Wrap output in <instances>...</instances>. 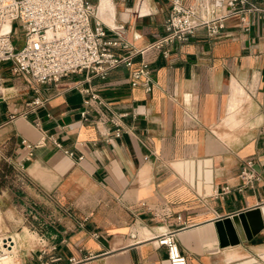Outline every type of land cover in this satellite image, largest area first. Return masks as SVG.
Returning <instances> with one entry per match:
<instances>
[{
  "label": "crops",
  "instance_id": "0c3cea01",
  "mask_svg": "<svg viewBox=\"0 0 264 264\" xmlns=\"http://www.w3.org/2000/svg\"><path fill=\"white\" fill-rule=\"evenodd\" d=\"M89 1L109 35L139 49L129 65L105 77L82 70L34 82L0 64V176L14 177L25 203L53 206L57 249L43 258L169 264L156 237L171 231L187 264H264V0H253L260 9L246 22L231 14L213 36L200 27L174 40L168 55L153 45L167 0ZM140 60L149 64V90L131 84ZM90 92L97 96L84 119ZM246 158L259 179L243 184ZM251 209L263 222L255 230L244 215ZM224 217L238 242H221ZM39 254L22 249L21 264H36Z\"/></svg>",
  "mask_w": 264,
  "mask_h": 264
},
{
  "label": "built area",
  "instance_id": "2783aa9c",
  "mask_svg": "<svg viewBox=\"0 0 264 264\" xmlns=\"http://www.w3.org/2000/svg\"><path fill=\"white\" fill-rule=\"evenodd\" d=\"M167 1L169 11L163 21L164 33L153 42L164 55H168L174 40L185 41L200 27L210 36L217 35L225 26L227 16L238 13L240 20L246 22L248 12L260 9L253 0ZM15 20L22 32L19 45L13 41ZM7 23L10 26L3 28ZM118 47L129 49L120 52ZM138 50L123 44L117 36L108 34L105 23L97 16L96 6L89 0H0V64L9 63L13 74L31 81H57L70 72L82 70L105 77L111 68L120 63L129 65ZM1 79L0 76V83ZM130 79L131 84L142 83L149 90L151 74L148 62L140 60L139 65L131 70ZM96 96V93L90 92V96L84 98L85 107L80 112L82 118H87V105ZM37 101L38 98L33 100ZM14 116L15 113L9 114V118ZM111 121L116 125L114 135H121L118 117L112 116ZM21 142L32 146L25 137L21 138ZM238 174L243 184L259 179L252 158L242 161ZM223 188L227 190L229 186ZM156 241L165 247L169 264H187L186 255L178 246L173 232L159 234ZM13 245L14 240L9 233L0 235V263L14 254ZM56 249V243L41 246L39 255L42 259L36 264H57L58 255L50 253L43 258L44 254ZM72 261L73 257H69L68 262Z\"/></svg>",
  "mask_w": 264,
  "mask_h": 264
},
{
  "label": "rangeland",
  "instance_id": "374dc122",
  "mask_svg": "<svg viewBox=\"0 0 264 264\" xmlns=\"http://www.w3.org/2000/svg\"><path fill=\"white\" fill-rule=\"evenodd\" d=\"M12 33L14 43L19 45L22 42V32L16 20L13 22ZM13 179V176H0V185L2 182L5 184V187L0 189V235L3 233L25 235V240L18 241L16 249L18 253L15 254L21 259L22 249L35 250L45 244H51L50 241L55 235L50 229L57 225L59 219L52 213L53 206L45 207L44 210L37 204H27L17 197L14 193L18 195L20 187Z\"/></svg>",
  "mask_w": 264,
  "mask_h": 264
},
{
  "label": "water",
  "instance_id": "95a60500",
  "mask_svg": "<svg viewBox=\"0 0 264 264\" xmlns=\"http://www.w3.org/2000/svg\"><path fill=\"white\" fill-rule=\"evenodd\" d=\"M253 211L257 214H260V212L257 210V209H251V210H247L244 212V215L246 216L247 218V221L250 223L252 229H257L258 227H261L262 226V218L258 217L257 221V225L254 227L251 220H250V212ZM218 231L220 233V236L222 237V234L225 236V237H222L220 238L221 239V242L223 244H227V243H236L238 242V237L236 235V231L233 227V224H232V221L230 220L229 217H224L222 218V225L219 227L218 226ZM222 239H226L225 241H222Z\"/></svg>",
  "mask_w": 264,
  "mask_h": 264
},
{
  "label": "bare ground",
  "instance_id": "6f19581e",
  "mask_svg": "<svg viewBox=\"0 0 264 264\" xmlns=\"http://www.w3.org/2000/svg\"><path fill=\"white\" fill-rule=\"evenodd\" d=\"M97 14H98V12H97ZM9 26H10L9 23H7V24H4L2 27L8 28ZM256 215H258V214L253 212V211L250 212V220H251L254 227L257 225ZM239 220H240V218H239ZM10 236H12V238L14 240V245H13L14 254L12 256H10L9 258H6L5 260H3L0 264H21V259L19 257L15 256V254L18 253L16 251L17 243L19 240L20 241L25 240L26 237L24 234H21V233H18L16 236L15 235H10ZM19 246H20V244H19ZM257 264H261V263H257Z\"/></svg>",
  "mask_w": 264,
  "mask_h": 264
},
{
  "label": "trees",
  "instance_id": "16d2710c",
  "mask_svg": "<svg viewBox=\"0 0 264 264\" xmlns=\"http://www.w3.org/2000/svg\"><path fill=\"white\" fill-rule=\"evenodd\" d=\"M1 176H3L4 177V173L2 172V174H1ZM3 183V182H2Z\"/></svg>",
  "mask_w": 264,
  "mask_h": 264
}]
</instances>
